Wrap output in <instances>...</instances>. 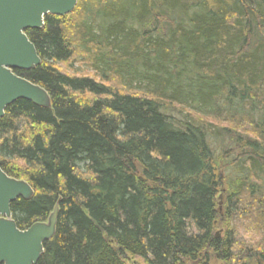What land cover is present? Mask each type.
Returning a JSON list of instances; mask_svg holds the SVG:
<instances>
[{
  "label": "trees",
  "instance_id": "trees-1",
  "mask_svg": "<svg viewBox=\"0 0 264 264\" xmlns=\"http://www.w3.org/2000/svg\"><path fill=\"white\" fill-rule=\"evenodd\" d=\"M26 34L51 106L5 108L0 167L19 229L58 201L36 264H264V0H77Z\"/></svg>",
  "mask_w": 264,
  "mask_h": 264
},
{
  "label": "water",
  "instance_id": "water-1",
  "mask_svg": "<svg viewBox=\"0 0 264 264\" xmlns=\"http://www.w3.org/2000/svg\"><path fill=\"white\" fill-rule=\"evenodd\" d=\"M77 0H0V118L5 108L18 99L49 108L47 91L15 74L41 64L36 48L26 31L40 29L46 15L64 16L75 8ZM33 189L0 167V264H36L43 243L55 233L58 201L46 221L19 229L11 218L10 204L18 198L29 199Z\"/></svg>",
  "mask_w": 264,
  "mask_h": 264
},
{
  "label": "rangeland",
  "instance_id": "rangeland-1",
  "mask_svg": "<svg viewBox=\"0 0 264 264\" xmlns=\"http://www.w3.org/2000/svg\"><path fill=\"white\" fill-rule=\"evenodd\" d=\"M80 57H81L80 53L79 54L75 53L73 58L65 66H68V68L71 69V72H73L72 70L76 69V67L79 66L80 68L84 69L85 71L93 73L88 67H86L85 61L80 59ZM75 59H77V60H75ZM171 114L175 117H179V112L176 109H172ZM219 204L221 205V201L219 202ZM127 262H128V264H144V261L138 257L133 258V262L130 260H128ZM211 264H220V263L219 262H213Z\"/></svg>",
  "mask_w": 264,
  "mask_h": 264
}]
</instances>
